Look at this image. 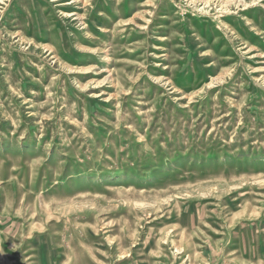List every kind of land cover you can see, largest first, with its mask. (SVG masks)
<instances>
[{
    "label": "rangeland",
    "instance_id": "obj_1",
    "mask_svg": "<svg viewBox=\"0 0 264 264\" xmlns=\"http://www.w3.org/2000/svg\"><path fill=\"white\" fill-rule=\"evenodd\" d=\"M0 264H264V0H0Z\"/></svg>",
    "mask_w": 264,
    "mask_h": 264
}]
</instances>
